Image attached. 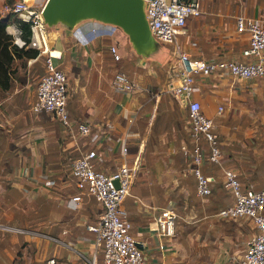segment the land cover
I'll list each match as a JSON object with an SVG mask.
<instances>
[{
	"label": "crops",
	"instance_id": "obj_1",
	"mask_svg": "<svg viewBox=\"0 0 264 264\" xmlns=\"http://www.w3.org/2000/svg\"><path fill=\"white\" fill-rule=\"evenodd\" d=\"M3 2L4 0H0V9ZM251 2L250 14L245 9L238 13L249 17L264 16V6L260 7L262 10L259 13L257 5L260 4L255 0ZM235 13L236 11L226 14L217 10L206 12L201 10L198 16L186 19L181 33L177 36L181 49L191 57H229L227 52L229 45L231 47L238 45V49L230 57H239L243 36L236 34L232 27H226L228 18ZM93 26L97 25L93 24L92 20L83 19L71 28L57 23L47 30L48 42L61 51V57L57 60L61 68L69 70L70 61L87 65L86 69L82 67L80 77L76 78L73 84L77 96H68L66 108L69 118L89 123L91 131L87 134L84 145L95 150L96 169L110 172L123 161L129 167L131 180L122 205L131 223V233L142 250L145 264H175L176 259L173 255L181 252L180 243L175 239L174 233L170 237L156 234L153 219L162 207L172 208L177 212L174 200L168 195L174 191L182 198H186L182 194L186 189L185 181L190 183L194 181L192 175L184 170L186 167L183 161L184 159L187 161L186 154H180L181 146L186 147L189 144L185 108L163 93L159 87L152 88L149 81L148 84L142 85L147 78L141 74L130 81L142 90L120 92L112 88L111 79L106 78V74L101 73L100 66L94 62L100 57L99 52L102 50L98 45L109 37L111 42L123 51L127 38L116 28L107 35L91 34L89 31ZM102 26L108 29V24ZM6 29L14 35L16 28L13 23H9ZM131 61L144 70L140 59ZM144 74L147 76L145 70ZM8 95L3 97L5 99L1 100L3 104L0 105L1 228L23 224V197L27 206L32 204V199L40 200L35 203L36 210L33 211L41 218L39 222L59 226L57 236L63 232L69 233L75 230V227H82L79 224L84 226L93 223L101 212L93 198L84 197L80 202L72 204L68 201L73 190L70 180L49 177L60 169L58 166L64 157L60 149L75 144L74 140L66 141L65 146L60 148L57 136L60 125L48 120L44 114L33 113L35 119L27 123L26 111H30L29 105L34 97V91L25 97L30 100L26 107L23 104V91L18 90L17 94L6 99ZM160 95L164 96L166 102L158 104ZM194 96L199 98V93ZM70 99H74L73 105L70 104ZM221 126L222 130L227 129L225 124ZM180 132L183 134L180 135ZM149 135L153 141L145 151ZM122 143H126L127 148L134 145L133 152L120 154ZM76 148L72 147L71 151ZM204 168L205 165L201 167ZM180 176H187V180H184L185 177L183 180L180 179ZM47 179L53 180L54 184L51 186L45 184L44 180ZM7 207H11V211H8ZM74 210L78 213L74 220L75 226L66 227L71 223ZM198 230L202 232L204 228ZM75 231L76 234L69 236L67 242L59 238H55L57 242L51 240L57 248L55 257L57 264H83L78 254L85 256L94 250L97 251L92 232L85 230L84 227ZM185 231L186 226H183L179 233ZM179 235L177 234V237ZM98 255L100 256L99 250ZM239 260L238 257L237 264ZM218 263L219 260L216 261V264Z\"/></svg>",
	"mask_w": 264,
	"mask_h": 264
},
{
	"label": "built area",
	"instance_id": "obj_2",
	"mask_svg": "<svg viewBox=\"0 0 264 264\" xmlns=\"http://www.w3.org/2000/svg\"><path fill=\"white\" fill-rule=\"evenodd\" d=\"M45 0H4L1 14L11 12L28 23L29 38L27 46L37 50L36 56L44 55L43 72L34 88V97L30 110L34 114H44L48 120L68 128L78 136L89 133L87 121H74L69 118L66 108L69 96L67 76L59 66L61 51L47 42L48 26L42 19L41 8ZM144 17L152 38L160 45L171 46V53L176 57L175 80L162 87V92L185 108L186 130L189 149L181 146L188 159V173L194 179L195 194L205 197L210 194L216 183L231 196V201L220 208L215 216L218 219L246 218L254 230L245 244L239 264H264V186L254 189L251 184L244 185L233 168L224 165L220 151V142L214 132L215 125L211 116L205 115L199 100L194 96L197 84L207 77L228 76L232 81L264 78V16H245L236 13L232 17V30L243 36L239 57H191L180 47L177 36L186 19L201 13L200 0H141ZM93 26L90 33L107 35L114 25ZM14 42L23 43L14 30ZM70 48V47H68ZM55 52V53H52ZM112 61L121 59L116 44L106 47ZM116 91H124L115 88ZM222 106L214 109L219 114ZM127 153V144L122 143L120 154ZM96 152L92 148L79 151L70 161L68 179L73 191L68 201L80 202L84 197H91L101 208L97 219L84 226L92 232L94 246L100 251L99 263L96 251L89 257L78 254L83 264H145L142 250L131 233V223L122 202L128 194L131 171L126 163L121 162L113 171L104 172L95 168ZM204 165H216V173H203ZM114 180L117 185H114ZM51 186L54 181L44 180ZM176 214L172 208L162 207L154 216V231L161 237H170L174 233ZM50 240L55 238L45 236ZM57 242V241H56ZM161 247V244L159 245ZM44 264H57L55 256L45 259Z\"/></svg>",
	"mask_w": 264,
	"mask_h": 264
},
{
	"label": "rangeland",
	"instance_id": "obj_3",
	"mask_svg": "<svg viewBox=\"0 0 264 264\" xmlns=\"http://www.w3.org/2000/svg\"><path fill=\"white\" fill-rule=\"evenodd\" d=\"M255 1L260 4V6L257 5L259 8L257 11L260 13V10H262L260 7L264 6V0ZM200 9L203 12L217 10L226 14L233 13L234 11L238 14V12L245 9L250 14L252 2L251 0H200ZM14 15L9 14L7 16L8 22L15 19L16 15ZM3 16L0 13V17ZM232 17L228 18L229 22L226 27H232ZM92 22L97 26L104 24L95 20H92ZM116 29L118 32H122L120 28L116 27ZM6 31L8 32V29ZM110 44L112 42L108 37L98 45L99 49H102L99 52L100 58L106 62V68L112 66L119 67L124 61L140 59L151 86L159 87L161 90L167 83L175 80L174 64L176 63V57L170 52L171 46L158 44L156 50L149 52L145 56H140L135 54L130 43L127 41L125 50L120 51L117 47L121 59L115 62L111 60L109 54L106 52V47ZM48 45H50L49 42ZM23 47L27 48L24 44ZM237 47L239 46L231 47L229 45L227 50L229 57L236 52ZM43 64L44 55L42 54L35 57L22 56L20 58H13L7 71L8 87L4 89L0 87V105L3 104L1 102L5 99L3 97L9 94L6 99H10L19 90L20 92L23 91L24 106H28L30 100L25 97L28 96L29 92L34 91L36 83L43 72ZM69 64V70H63L67 76L69 95L76 97L77 94L75 93L73 84L76 78L80 77L82 67L86 69L87 65L78 61H70ZM151 78L155 81L151 82ZM197 93H199V98L197 99L200 102L202 111L207 116H213L212 121L215 125V133L218 136L217 140L220 141L219 146L224 165L233 168L244 185L250 183L255 188L263 187L264 78L239 82L232 81L230 77L225 75L211 76L197 84V90L193 96ZM217 104L222 105L220 115H214V109ZM26 115L28 124L31 120L35 119L31 110L26 111ZM41 123L43 124V122ZM223 124L227 126V129L222 130L221 125ZM54 125L57 124L54 123ZM60 127L57 132L59 147L62 148L65 146L66 141L71 139L74 140L75 144L60 149L61 154L64 156L60 160L61 165L58 166V169H60L49 177H59V179L67 180L70 161L78 155L79 151L81 152L86 149L87 145H84V141L88 136L72 135V131L68 130V128ZM90 131L91 129L89 128ZM182 134L183 132H180V135ZM231 136L234 137L232 138ZM75 146L77 148L71 151V148ZM134 148V145H130L127 151L133 152ZM180 154H183L181 150ZM183 163L184 167H186L184 168L185 172H188V165L185 159ZM211 169L207 167L205 170L211 171ZM215 173L218 176V170ZM183 177L180 176V179L182 178L183 180ZM184 180H187V176ZM192 186L193 183L185 181L184 187L186 189L182 194L186 198H182L174 191L168 195L169 198L171 197L174 200V208L177 211L175 212L174 237L179 241L181 248L179 254L173 255L176 259L175 264H216L218 260V264H237L238 257H241L244 244L250 238L254 227L246 218L218 219L215 216L216 212L210 211L214 208L212 201L230 203L231 196L227 190L224 189L227 194L226 197L222 195L221 191H215L213 188L209 195L201 198L195 194L194 190L192 192ZM183 200L185 203H183ZM37 201L40 200L37 198L32 199V204L27 206L23 197V224L21 226L12 227L7 225L2 226V228L0 226V249L3 254L9 257L7 260L0 254V264H44L47 257L52 255L57 257L55 241L51 242L50 238H46L45 236L59 238V240L67 242L70 239L69 236L72 237L73 234H76L75 230L83 229L85 226L79 224L82 227H75V230L69 231V233L63 232L57 236V228H59L57 224L39 222L41 218L37 215L38 213H34L33 211L34 209L36 210L35 203ZM10 208L7 207V210L11 211ZM73 213L71 223L66 227L75 226L74 220L77 218L78 213L76 210ZM183 226H186V231L179 233ZM199 228H204L203 234L199 232ZM177 234L180 235L177 237ZM90 254L85 256L89 257ZM58 257L60 258V255ZM99 258L97 250V263H99ZM60 259L62 260V257Z\"/></svg>",
	"mask_w": 264,
	"mask_h": 264
},
{
	"label": "water",
	"instance_id": "obj_4",
	"mask_svg": "<svg viewBox=\"0 0 264 264\" xmlns=\"http://www.w3.org/2000/svg\"><path fill=\"white\" fill-rule=\"evenodd\" d=\"M41 16L48 27L59 23L71 28L83 19L114 25L140 56L158 47L149 33L141 0H45ZM113 182L116 186L117 181Z\"/></svg>",
	"mask_w": 264,
	"mask_h": 264
},
{
	"label": "trees",
	"instance_id": "obj_5",
	"mask_svg": "<svg viewBox=\"0 0 264 264\" xmlns=\"http://www.w3.org/2000/svg\"><path fill=\"white\" fill-rule=\"evenodd\" d=\"M9 14L14 15L13 13L8 12V13L4 14L3 17H0V87L3 89L8 87L7 71H8L9 64H10L11 60L15 57L20 58L22 56L23 57H35L37 54L36 49L28 48L29 46L26 45L28 38H29L28 23L24 22V21H22L16 17L14 20L8 22L7 16H9ZM9 23L14 24L15 28L18 30L17 37L23 41V43L19 46L14 42V35H12L6 31V26ZM23 44L26 45L27 48H24ZM94 62L100 66L101 73L106 74V78H108V79H111L116 71H123L124 73H126L129 80H131L134 77L137 78L138 74H141L142 76L147 78V76H145V74H144V70L140 67L135 66L131 60L122 62L119 67L112 66L110 68H106V65H105L106 62L103 61L100 57H97V59H95ZM148 81H149V79L147 78L146 82H142V85L148 84L147 83ZM154 81L155 80L151 78V82H154ZM155 87L156 86H152V88H155ZM73 101H74V99H70V104L73 105ZM164 101L166 102V99L164 98L163 95H160L158 104H160V102L162 103ZM67 103H68V101H67ZM66 107H67V105H66ZM157 109H158V107H157ZM152 141H153L152 137H151V135H149L147 142L145 144V151L148 150V147L152 143ZM186 147H188V149H189L190 145L188 144ZM183 154H186V153H183ZM187 161H188V159H187ZM207 167L212 168L211 171L205 170ZM216 170H218V167L216 165H205V168L201 169V171L203 173H215ZM191 188H192V192H193L194 181H193V186ZM224 189L225 188L222 186L220 181H218L213 190L221 191L222 195L226 197L227 194L224 191ZM256 189H260V187H258ZM212 204L214 205V208L212 210H210V209L209 210L212 212H217L220 208L227 205L228 202L222 203L221 201H216V202L212 201ZM0 254L5 259H7V260L9 259V257L7 255L2 253L1 249H0Z\"/></svg>",
	"mask_w": 264,
	"mask_h": 264
},
{
	"label": "bare ground",
	"instance_id": "obj_6",
	"mask_svg": "<svg viewBox=\"0 0 264 264\" xmlns=\"http://www.w3.org/2000/svg\"><path fill=\"white\" fill-rule=\"evenodd\" d=\"M47 42H48V36H47ZM55 53V52H52ZM110 85L112 88H119L124 91H136V90H142L137 84L130 81L127 77V75L123 71H116L111 78Z\"/></svg>",
	"mask_w": 264,
	"mask_h": 264
}]
</instances>
